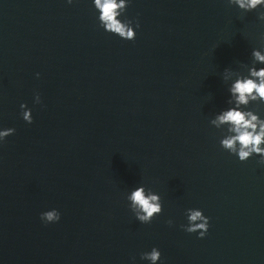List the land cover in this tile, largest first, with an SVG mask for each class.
Returning <instances> with one entry per match:
<instances>
[{
  "label": "water",
  "instance_id": "obj_1",
  "mask_svg": "<svg viewBox=\"0 0 264 264\" xmlns=\"http://www.w3.org/2000/svg\"><path fill=\"white\" fill-rule=\"evenodd\" d=\"M261 12L131 0L140 27L125 41L91 0H0V127L16 130L0 144V264H148L153 247L161 264H264V166L210 125L223 70L264 47ZM141 184L163 201L150 224L125 198ZM51 209L62 219L46 225ZM188 209L210 218L206 238L182 227Z\"/></svg>",
  "mask_w": 264,
  "mask_h": 264
},
{
  "label": "clouds",
  "instance_id": "obj_2",
  "mask_svg": "<svg viewBox=\"0 0 264 264\" xmlns=\"http://www.w3.org/2000/svg\"><path fill=\"white\" fill-rule=\"evenodd\" d=\"M76 0H67L69 5ZM131 0H91L95 10L99 27L110 35L125 41H135L139 22L135 25L127 18V10ZM230 6L238 8L242 13L257 12L264 9V0H227ZM259 20L264 22V12L259 14ZM250 64H240L242 71L225 68L222 81L227 86V107L221 109L210 120V125L221 133V148L238 158L240 162H247L254 156L260 157L258 163L264 166V118L258 109L252 105H264V47L253 49ZM39 77V73H37ZM36 103H41L39 94ZM21 117L33 124L32 110L27 104H21ZM15 128L0 127V144L10 136L15 135ZM130 211L142 224H150L163 214V201L160 194L141 184L125 194ZM187 225L182 226L190 234H198L199 239L206 238L210 229V218L200 209H188ZM62 219L57 209L41 213L40 220L48 224H58ZM171 225L173 222L168 221ZM141 260L148 264H161L162 252L153 247L151 251L141 254Z\"/></svg>",
  "mask_w": 264,
  "mask_h": 264
}]
</instances>
